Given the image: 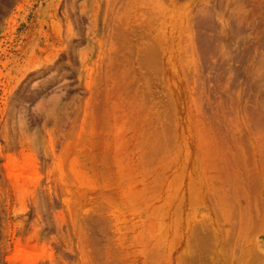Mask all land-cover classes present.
<instances>
[{
  "label": "rangeland",
  "instance_id": "374dc122",
  "mask_svg": "<svg viewBox=\"0 0 264 264\" xmlns=\"http://www.w3.org/2000/svg\"><path fill=\"white\" fill-rule=\"evenodd\" d=\"M204 2L0 0V264H264V75L198 60Z\"/></svg>",
  "mask_w": 264,
  "mask_h": 264
},
{
  "label": "bare ground",
  "instance_id": "6f19581e",
  "mask_svg": "<svg viewBox=\"0 0 264 264\" xmlns=\"http://www.w3.org/2000/svg\"><path fill=\"white\" fill-rule=\"evenodd\" d=\"M203 2V1H202ZM207 2V4L205 5V3ZM201 3V2H199ZM201 5H205L204 7H201V12H206L208 15L211 14H216V20H213V16L212 15V19L208 16V18L206 17H202V18H206V19H197L196 21L199 23V25L201 24H206L209 23L210 26L208 28H210V31L214 32V34L212 35L211 39H208V37L205 35L206 33H204L203 31H201L200 28L202 27H197L200 29V31H197L198 34L197 36H199L200 39V49H202L203 53V57L202 55L200 59H198L199 61L201 59H203V63L205 65H208L211 63V67L213 66L215 68V70L220 71L221 73H227V72H240V69L245 70L248 68L249 71L255 73V74H260L264 75V41H260V42H253L250 38V31H248L245 27H239V23H241L242 21V16L240 14V5H239V0H205L204 4ZM200 8V7H198ZM200 11L198 13H200ZM197 12V11H196ZM214 12V13H213ZM203 14V13H201ZM206 14V15H207ZM199 16V15H198ZM202 16V15H201ZM210 19V20H209ZM215 19V18H214ZM208 24V25H209ZM207 25V24H206ZM203 26V25H202ZM204 28V27H203ZM253 28V27H252ZM264 28V27H263ZM262 28V29H263ZM198 29V30H199ZM261 29V30H262ZM194 30V29H193ZM208 30V29H207ZM255 32V31H254ZM262 32V31H261ZM211 35V32H209ZM252 33V32H251ZM190 34V33H189ZM195 34V33H194ZM253 34V33H252ZM264 34V31L263 33ZM208 35V34H207ZM209 35V38H210ZM225 35V36H223ZM250 35V36H249ZM255 35V34H254ZM258 35V34H257ZM190 36V35H189ZM256 36V35H255ZM196 37V35H195ZM252 37V36H251ZM257 37V36H256ZM261 37V36H260ZM264 37V36H263ZM262 37V38H263ZM255 39V37H253ZM259 38V37H258ZM195 39V38H194ZM198 39V40H199ZM257 39V38H256ZM261 39V38H259ZM197 40V39H196ZM197 40V41H198ZM264 40V38H263ZM195 41V40H194ZM196 41V42H197ZM258 41V39L256 40ZM195 42V43H196ZM198 43V42H197ZM197 49V48H196ZM195 49V50H196ZM201 54V53H200ZM197 55V54H195ZM206 55H210L211 58H209ZM194 57V56H193ZM198 57V55H197ZM210 59V61H209ZM197 60V59H196ZM195 60V61H196ZM212 60H214V62H211ZM194 61V62H195ZM196 63V62H195ZM194 63V64H195ZM199 63V62H198ZM173 64V63H172ZM192 64V65H194ZM170 66V65H169ZM168 66V68H169ZM172 66V65H171ZM199 66V64H198ZM197 66V68H198ZM209 66V65H208ZM248 66V67H247ZM210 67V68H211ZM194 68H196L194 66ZM201 68V67H200ZM206 69V68H205ZM196 70V69H195ZM214 70V69H212ZM206 71V70H205ZM201 72V71H200ZM204 73V72H203ZM215 73V72H214ZM217 73V72H216ZM166 74V73H165ZM249 74V73H248ZM254 74V75H255ZM214 75V77L218 78L216 76V74H212ZM252 75V74H251ZM249 75V76H251ZM199 76V73H198ZM201 76V75H200ZM175 77V76H174ZM209 77V76H208ZM200 78V77H199ZM198 78V79H199ZM215 78V79H216ZM261 78V77H260ZM213 79V78H212ZM211 79V80H212ZM262 79V78H261ZM203 80V79H202ZM217 80V79H216ZM247 80V79H246ZM249 80V79H248ZM260 80V79H258ZM198 81V80H197ZM214 81V79H213ZM251 81V80H250ZM253 81V80H252ZM219 81H217L218 83ZM203 83V82H202ZM206 83V81H205ZM216 83V82H215ZM213 84V83H212ZM242 84V83H241ZM246 84V83H245ZM201 85V83L199 84ZM217 85V84H216ZM218 86V85H217ZM216 86V88H218ZM245 86V85H244ZM250 86V85H249ZM220 89V87L218 88ZM211 90V89H210ZM262 90V89H261ZM218 91V90H217ZM220 91V90H219ZM259 91V89H258ZM264 91V90H263ZM262 92V91H261ZM223 94V93H222ZM221 96V95H220ZM220 99V98H219ZM222 100H225L224 98H222ZM224 102V101H223ZM251 116L254 119L255 124L259 125V123L261 121H264V112L259 114L253 110L250 111ZM260 120V121H259ZM34 167V159L32 158L31 155L26 156V160L24 161L23 165L20 166L21 170L23 171L22 176L25 175L31 171V169ZM74 169V168H73ZM94 169V168H93ZM92 169V170H93ZM78 170V169H77ZM78 172V171H77ZM75 171V174L77 173ZM80 172V171H79ZM74 173V172H73ZM107 173V172H106ZM78 174V173H77ZM76 174V175H77ZM86 175L88 176V174L86 173ZM85 175V176H86ZM81 176V175H80ZM79 176V177H80ZM87 176L85 178H87ZM77 177L79 179V183L83 184L84 180L87 181V179L83 178V182L81 181V179ZM83 177V175L81 176V178ZM92 177V176H91ZM90 180V176L88 177ZM94 180V178H92ZM81 181V182H80ZM85 181V182H86ZM92 181V180H90ZM84 182V183H85ZM89 183V184H88ZM85 183L87 187H89L88 185H90V182ZM96 183V182H95ZM94 190L97 192V186H94V182L92 183ZM96 185V184H95ZM85 186V188H86ZM91 189L92 186L90 185ZM109 187V186H108ZM88 189V188H87ZM90 190V189H89ZM92 189V191H94ZM109 190V189H108ZM91 191V192H92ZM94 191V193H96ZM104 191V190H102ZM107 192V190H105ZM113 191V190H112ZM111 193V192H110ZM109 194V193H108ZM182 200V199H181ZM45 252V250L41 251V254H43Z\"/></svg>",
  "mask_w": 264,
  "mask_h": 264
}]
</instances>
